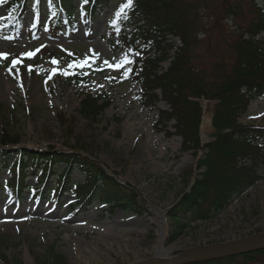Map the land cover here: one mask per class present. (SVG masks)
<instances>
[{
    "label": "rangeland",
    "instance_id": "obj_1",
    "mask_svg": "<svg viewBox=\"0 0 264 264\" xmlns=\"http://www.w3.org/2000/svg\"><path fill=\"white\" fill-rule=\"evenodd\" d=\"M2 1L0 27L10 16ZM119 2L115 0L91 24L81 12L73 34L67 33L64 24L60 33L44 30L36 38L33 26L46 19L49 23L51 10L43 7V14L37 15L31 1L22 18V33L16 39L0 36V54L8 57L0 59V141L5 134L20 141L7 150L56 147L68 154L81 151L96 160L106 176L115 178L124 194L135 193L143 211L111 209L101 202L86 208L71 206L72 194L37 199L26 192L19 201H12L1 191L0 264H42L52 253L66 264H139L156 256L159 245L175 253L264 232V162L259 165L263 179L235 198L217 218L186 223L187 216L178 204L201 181L205 168L200 165L206 151L182 152L175 122L165 129L160 120V111L168 107L145 102L140 85L131 76V64L115 69L126 57L107 42L109 21ZM84 3L76 0L75 6L82 9ZM248 12L245 6L239 15L244 24L253 15V10ZM234 20L225 19L227 29ZM172 40L180 45L178 38ZM28 53H34L31 59ZM13 60L19 61L15 68ZM65 71L68 75L60 74ZM75 72L86 81L77 82L72 77ZM86 95L106 97L110 105L98 118H84L79 109ZM211 105L203 103L204 146L214 139ZM239 122L264 128V100L252 102ZM261 145L258 140L255 147ZM245 162L250 164L243 160L239 166ZM65 167L58 164L55 170L61 174ZM85 177L81 167L73 166L72 182H84ZM0 178L7 179L8 172H0ZM28 182L35 184L33 178ZM261 259L264 262V256Z\"/></svg>",
    "mask_w": 264,
    "mask_h": 264
},
{
    "label": "trees",
    "instance_id": "obj_2",
    "mask_svg": "<svg viewBox=\"0 0 264 264\" xmlns=\"http://www.w3.org/2000/svg\"><path fill=\"white\" fill-rule=\"evenodd\" d=\"M31 1L39 12L44 6L52 10L55 30H60L64 21L71 32L75 30L76 0H7L4 4L12 14L8 23L19 22ZM114 1L87 0V19H98ZM120 2L110 22L109 41L132 61L131 74L140 84L145 102L153 106L164 102L169 107L160 111V120L165 129L175 122L182 152L206 151L200 165L205 168L202 179L181 199L178 208L187 216L186 223L211 221L263 179L259 165L264 162V128L244 126L239 119L249 111L252 101L264 99V0H132L131 7L117 16L128 0ZM245 6L248 13L253 10L247 24L239 18ZM232 17L234 24L227 29L225 19ZM165 63H169L168 68L163 67ZM72 77L77 82L86 81L76 72ZM205 101L212 104L208 112L214 139L202 146ZM109 105L106 97L86 95L79 112L87 119L98 118ZM258 140L263 145L255 147ZM19 143L8 134L0 141V172L9 173L7 187L0 181V189L4 187L13 197H20L29 186L26 179L32 177L38 184L33 189L36 197L50 194L58 198L68 193L74 196L72 206L86 208L101 202L111 209L121 207L135 214L143 211L135 193L124 194L116 179L106 176L105 169L81 151L67 154L55 147L45 152L7 150ZM243 160L250 164L239 166ZM64 162L68 169L57 173L55 167ZM74 165L85 172L84 182L71 181ZM263 256L264 251H260L193 264H264ZM42 264L66 262L52 253Z\"/></svg>",
    "mask_w": 264,
    "mask_h": 264
},
{
    "label": "water",
    "instance_id": "obj_3",
    "mask_svg": "<svg viewBox=\"0 0 264 264\" xmlns=\"http://www.w3.org/2000/svg\"><path fill=\"white\" fill-rule=\"evenodd\" d=\"M264 251V232L225 243L205 245L187 251L168 253L166 257L156 256L139 264H192L197 262L247 255Z\"/></svg>",
    "mask_w": 264,
    "mask_h": 264
},
{
    "label": "snow or ice",
    "instance_id": "obj_4",
    "mask_svg": "<svg viewBox=\"0 0 264 264\" xmlns=\"http://www.w3.org/2000/svg\"><path fill=\"white\" fill-rule=\"evenodd\" d=\"M131 5H132V0H128V2H127V4H125L121 9H120V11L117 13V16H120L123 12H124V10L126 9V8H130L131 7ZM113 26H115V25H113ZM33 55H34V53H28L27 54V56H28V58L29 59H31L32 57H33ZM8 57L6 56V55H2V54H0V59H7ZM95 58V57H94ZM54 64L55 63H57V61H52ZM19 63V61H17V60H13L12 61V68H15L16 67V65ZM86 63V62H85ZM105 63V65L106 66H109V67H113L112 65H109L108 64V62L107 61H105L104 62ZM132 63V61L131 60H129L127 57H125L124 58V60L123 61H121V63L120 64H118V65H115L114 67H115V69L116 70H119V68L120 67H122V66H124V65H127V64H131ZM76 66H83V64H80V65H69V67L71 68V67H76ZM11 68L9 69V72H11ZM61 75H68V72H61L60 73Z\"/></svg>",
    "mask_w": 264,
    "mask_h": 264
},
{
    "label": "bare ground",
    "instance_id": "obj_5",
    "mask_svg": "<svg viewBox=\"0 0 264 264\" xmlns=\"http://www.w3.org/2000/svg\"><path fill=\"white\" fill-rule=\"evenodd\" d=\"M6 222V221H5ZM162 222V221H161ZM160 222V224H161ZM162 226V224H161ZM163 227V226H162ZM164 229H161V234H163ZM114 247H112L111 249H113ZM156 253L159 257H166V255L169 253L167 250H165L163 247H161L160 245L156 247Z\"/></svg>",
    "mask_w": 264,
    "mask_h": 264
}]
</instances>
